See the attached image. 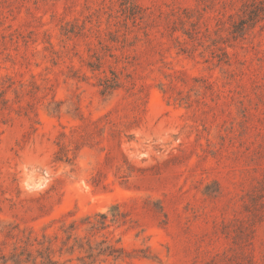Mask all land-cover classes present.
Instances as JSON below:
<instances>
[{"label":"rangeland","instance_id":"1","mask_svg":"<svg viewBox=\"0 0 264 264\" xmlns=\"http://www.w3.org/2000/svg\"><path fill=\"white\" fill-rule=\"evenodd\" d=\"M261 2L0 0V227L264 264Z\"/></svg>","mask_w":264,"mask_h":264},{"label":"trees","instance_id":"2","mask_svg":"<svg viewBox=\"0 0 264 264\" xmlns=\"http://www.w3.org/2000/svg\"><path fill=\"white\" fill-rule=\"evenodd\" d=\"M106 218L105 214L86 216L67 225L62 224L60 234L41 236L26 228L19 230L10 224L1 226L0 233L4 234L5 243L0 245V264H100L106 258L118 261L130 256L111 242L96 239L106 227ZM79 229L83 235L78 234Z\"/></svg>","mask_w":264,"mask_h":264}]
</instances>
